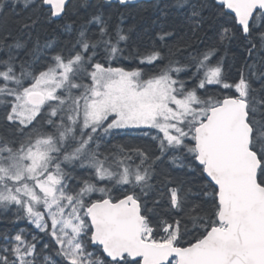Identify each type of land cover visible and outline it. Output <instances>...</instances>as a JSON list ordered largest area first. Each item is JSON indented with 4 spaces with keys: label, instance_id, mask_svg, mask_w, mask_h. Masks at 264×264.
<instances>
[{
    "label": "snow or ice",
    "instance_id": "snow-or-ice-1",
    "mask_svg": "<svg viewBox=\"0 0 264 264\" xmlns=\"http://www.w3.org/2000/svg\"><path fill=\"white\" fill-rule=\"evenodd\" d=\"M131 2L0 0V264H264V0Z\"/></svg>",
    "mask_w": 264,
    "mask_h": 264
},
{
    "label": "trees",
    "instance_id": "trees-1",
    "mask_svg": "<svg viewBox=\"0 0 264 264\" xmlns=\"http://www.w3.org/2000/svg\"><path fill=\"white\" fill-rule=\"evenodd\" d=\"M94 0H89V3H93ZM146 6V2H139V3H134V4H129V6L127 8H122L121 11H125V12H130V13H136L137 11H139V9H141L142 7ZM21 8H23V4H20L17 8V11H19ZM89 9L87 8H82L80 9L81 14H85ZM133 21V17L132 15H129L127 20L125 21L126 24H130ZM62 21L57 20L56 23H61Z\"/></svg>",
    "mask_w": 264,
    "mask_h": 264
},
{
    "label": "water",
    "instance_id": "water-1",
    "mask_svg": "<svg viewBox=\"0 0 264 264\" xmlns=\"http://www.w3.org/2000/svg\"><path fill=\"white\" fill-rule=\"evenodd\" d=\"M139 2H146V0H132L130 4L139 3Z\"/></svg>",
    "mask_w": 264,
    "mask_h": 264
}]
</instances>
